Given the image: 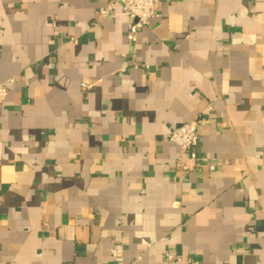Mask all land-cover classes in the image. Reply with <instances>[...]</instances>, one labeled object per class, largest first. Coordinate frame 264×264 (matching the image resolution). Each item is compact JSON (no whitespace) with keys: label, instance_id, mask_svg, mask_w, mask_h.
I'll return each mask as SVG.
<instances>
[{"label":"crops","instance_id":"crops-1","mask_svg":"<svg viewBox=\"0 0 264 264\" xmlns=\"http://www.w3.org/2000/svg\"><path fill=\"white\" fill-rule=\"evenodd\" d=\"M109 1L0 0V264H264V0Z\"/></svg>","mask_w":264,"mask_h":264},{"label":"built area","instance_id":"built-area-1","mask_svg":"<svg viewBox=\"0 0 264 264\" xmlns=\"http://www.w3.org/2000/svg\"><path fill=\"white\" fill-rule=\"evenodd\" d=\"M117 6H120L132 19L133 24L127 34V40L134 42L138 31L149 25V22L159 17L156 0H110L104 9L100 11V16L108 17L112 14ZM92 87V83L82 82L81 89L86 91ZM7 87L0 83V108L2 107L7 97ZM202 125L200 120H194L189 123L182 124L168 133L165 137L166 141L178 147L181 157L179 158V165L185 167L186 162H192L194 165L204 163L205 159L197 154V147L199 143L198 128ZM209 169L212 171L213 166ZM164 260L167 263L179 262L173 255L165 254Z\"/></svg>","mask_w":264,"mask_h":264}]
</instances>
